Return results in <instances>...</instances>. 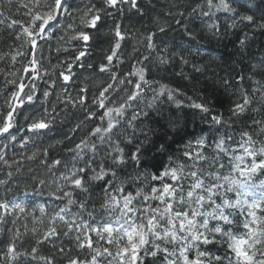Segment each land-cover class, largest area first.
<instances>
[{
  "label": "snow or ice",
  "instance_id": "obj_1",
  "mask_svg": "<svg viewBox=\"0 0 264 264\" xmlns=\"http://www.w3.org/2000/svg\"><path fill=\"white\" fill-rule=\"evenodd\" d=\"M21 10L27 19L17 18ZM127 13L145 15L143 0H89L82 7L75 0H0V25L13 33L9 51L0 53V76L11 89L0 105V264H264V58L254 73L260 79L249 76V87L242 86L243 75L224 81L238 89L227 118L207 101L187 97L212 135L187 142L167 166L148 170L149 135L141 128L162 98L183 107L177 94L184 93L149 77L150 65L173 61L165 39L171 24L182 25L193 44L190 25L197 21L201 39L234 29L243 50L250 33L264 34V0H177L167 12L171 22L157 19L141 33L144 52L123 74L117 66L124 62L122 42L131 39L122 20ZM58 29L56 51L72 54L46 65L44 50ZM101 34L111 35L110 48L82 80L74 68H93L85 58ZM180 60L187 63L183 55ZM93 76L102 81L94 90L86 82L96 83ZM249 111L258 116L235 127ZM66 123L67 131L58 132ZM52 140L62 146L60 155L50 154ZM37 157L51 184L21 179L23 161ZM45 188L58 202L50 210L31 199Z\"/></svg>",
  "mask_w": 264,
  "mask_h": 264
},
{
  "label": "trees",
  "instance_id": "obj_2",
  "mask_svg": "<svg viewBox=\"0 0 264 264\" xmlns=\"http://www.w3.org/2000/svg\"><path fill=\"white\" fill-rule=\"evenodd\" d=\"M88 2L89 0H75L76 5L81 7ZM143 2L145 4V15L138 16L134 13H127L122 17L124 27L131 33V39L122 42L121 51L124 62L117 66V70L123 74H126L130 66L136 63L135 58L141 56L144 52L143 44L140 43L143 39L141 33L154 28L157 19L160 22H164L165 20L171 22L172 18L167 16V12L177 3V0H152L151 7L147 6V0H143ZM187 3L188 0H179L180 5H186ZM180 10L183 11V7ZM5 14H8L7 9H5ZM12 14L16 15L15 10H13ZM17 18L27 19V17L23 16V10H21V14ZM108 21L111 24L112 18L109 17ZM185 22H187V17H185ZM198 25L199 21L194 25H190L197 33V39L193 44L184 33L183 26L172 23L168 35L165 37L168 41L169 50H174L175 53L172 63L167 67L155 64L149 66L151 68L150 78L159 80L161 83L179 89L180 92L184 93L183 96L177 94V99L183 103L182 108H177L175 104L162 98L156 105V108L149 110V116L144 118L145 123L141 125V128L149 135V142H145V161L149 165V171H155V168L152 167L153 165L167 166L169 160L179 158L185 144L193 140V138H198L201 135L211 138L212 133L209 132L208 123L202 119L203 114L187 107L189 102L187 97H191L197 102L207 101L214 113H222L227 118L231 115L229 109L237 100L238 89L235 86L225 85L224 81H234L238 75H243L245 82L242 86L247 88L252 85V81L247 79L249 76H252L253 80L260 79L259 75H254V73L260 70L259 62L264 58V34L260 31H256L254 34L250 33L249 46L246 49L240 50L234 29H229L227 35L219 38H213L210 34L205 33L204 38L201 39L200 27ZM106 32L107 30H105ZM62 34V29H58L54 33V38L50 41L51 49L48 50L46 48L44 50L43 62L46 65L56 64L58 61L62 62L64 57L72 54L71 48L68 52L63 50L60 52L56 51L57 37ZM111 39L110 34H101L99 37H94L90 55L85 58L87 62L93 64V68H74L77 75L83 72L82 80L89 75V72H96L95 66L103 61L104 55L110 48L109 41ZM76 43L78 42H72V44ZM12 44V30L7 29L6 25H0V53L9 51ZM188 48L192 49L191 53L185 51ZM135 49L139 50L136 51ZM198 49L199 51H197ZM181 55H183L187 63L180 60ZM0 67L4 66L0 65ZM196 68H200V71H196ZM92 79L96 80V83H92L91 80L86 82L94 90L102 81L95 76ZM10 90V88L4 85V77L0 76V105L3 104L4 93ZM151 95V92L147 93L145 103L150 101ZM249 116H258V114L249 111L234 126L237 128L244 127L245 121L250 125L251 120ZM177 118L179 123L169 126V120L175 121ZM71 120L72 116L70 115L68 121L71 122ZM57 131H67V123L65 125H58ZM140 135L141 133L137 132V136ZM47 143L45 142V146H47ZM51 143L54 147L49 149L50 154L60 155L62 146L56 145L54 140ZM160 144L166 145L167 151L157 150V146ZM20 151L19 148L15 149L17 159L20 158ZM28 154L31 153L29 152ZM11 155L12 149L10 146L9 157ZM4 174V167L0 165V176ZM32 176L37 178L48 177L49 184H51V177L47 174L39 157L32 161L26 159L23 161V168L20 174L21 179H27ZM49 191V188H45L43 196H35L33 199L37 204H42L50 210L58 202H54L49 198ZM3 195V189H0V196ZM8 196L11 198L12 193L9 192ZM21 198L23 199V197ZM27 223L29 228L33 226L30 220ZM17 226L23 232L22 223L18 221ZM38 227L42 228L43 225H38ZM8 228H12L11 223L8 224ZM30 237L31 234L29 233V236L25 239L30 240ZM2 238L0 237V239ZM64 245L71 247L68 239H64ZM41 248L45 253L49 251L48 246H41ZM58 259L60 258L58 257ZM62 264H66V261H62Z\"/></svg>",
  "mask_w": 264,
  "mask_h": 264
},
{
  "label": "bare ground",
  "instance_id": "obj_3",
  "mask_svg": "<svg viewBox=\"0 0 264 264\" xmlns=\"http://www.w3.org/2000/svg\"><path fill=\"white\" fill-rule=\"evenodd\" d=\"M48 178V177H47ZM48 180H49V178H48ZM31 199H33V197H31Z\"/></svg>",
  "mask_w": 264,
  "mask_h": 264
}]
</instances>
